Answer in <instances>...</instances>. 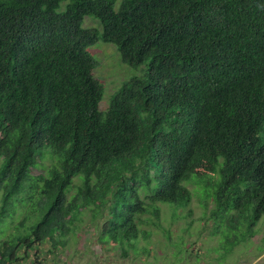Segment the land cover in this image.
Wrapping results in <instances>:
<instances>
[{
  "label": "trees",
  "instance_id": "trees-1",
  "mask_svg": "<svg viewBox=\"0 0 264 264\" xmlns=\"http://www.w3.org/2000/svg\"><path fill=\"white\" fill-rule=\"evenodd\" d=\"M100 40L147 69L105 111L89 51ZM192 175L232 248L255 236L264 0H0V264H44L42 246L65 249L86 211L126 253L147 214L159 226L157 204L191 202Z\"/></svg>",
  "mask_w": 264,
  "mask_h": 264
},
{
  "label": "rangeland",
  "instance_id": "rangeland-1",
  "mask_svg": "<svg viewBox=\"0 0 264 264\" xmlns=\"http://www.w3.org/2000/svg\"><path fill=\"white\" fill-rule=\"evenodd\" d=\"M83 27L101 28L97 20L84 17ZM97 61L94 76L104 88L99 103L100 111L109 108L112 94L121 84L132 76L146 73L145 66L133 67L123 63L116 46L102 40L89 48ZM48 165V164H45ZM207 177V176H204ZM204 178L195 175L184 181L190 189V203H159V226L152 224V216H145L149 224L137 223L140 236L133 240L134 248L126 247V253L112 242L100 241L104 217H93L91 211L81 215L78 228L68 238L65 249L51 250L49 244L42 246L40 257L44 264H264V216L256 224V234L251 239L235 245L233 248L226 240L229 229L210 217L214 207L211 198L205 192ZM205 202V205H204ZM204 205V206H203ZM25 211L17 210L14 218L9 219L10 228L20 222ZM24 224L20 232L27 233ZM4 227V226H3ZM146 231L148 235L142 236ZM16 235V230L13 231ZM234 233V232H233ZM106 240V236H103ZM133 247V246H131ZM128 248V249H127ZM124 253V254H123ZM34 256V253H30ZM32 260V258H31Z\"/></svg>",
  "mask_w": 264,
  "mask_h": 264
}]
</instances>
